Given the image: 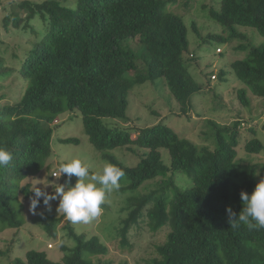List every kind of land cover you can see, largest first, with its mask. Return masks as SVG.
Listing matches in <instances>:
<instances>
[{"label": "trees", "instance_id": "trees-1", "mask_svg": "<svg viewBox=\"0 0 264 264\" xmlns=\"http://www.w3.org/2000/svg\"><path fill=\"white\" fill-rule=\"evenodd\" d=\"M172 1L21 0L15 2L18 10L3 7L0 30L12 38L24 34L29 46L14 50L15 67L6 66L0 52V74L8 78L20 74L28 81L20 100L0 105V148L13 155L9 165L0 167V232L20 230L25 224L21 197L29 199L34 193L31 184L22 183L51 168L56 117L80 112L92 146L104 161L124 171L118 191L130 195L122 209L125 216L114 227L122 246L130 248L129 236L145 227L153 232L166 228L170 229L166 241L147 264H264V228L243 223L231 227L227 213L231 207L239 215L241 192L251 195L264 180V164L239 158L241 122L223 126L208 121L207 136L215 146L211 150L181 138L165 121L140 130L136 139L131 130L103 121L129 123L131 91L159 80L177 100L181 116L192 111L191 97L200 87L190 72L196 63H187L196 56L186 57L188 27L183 16L167 10ZM209 18L229 35L203 37L193 25L200 41L240 39L242 44L235 50H248L245 59L234 61L230 70L220 71L216 78L227 82L233 73L244 84L237 94L246 108L251 106L249 92L264 100V44L253 46L238 32L248 28L264 37V0H219ZM134 43L137 51L131 47ZM139 69L145 72L139 74ZM205 72L211 84L215 74ZM248 130L251 137L242 150L248 158L261 155L264 144L254 128ZM60 142L77 145L80 140ZM132 145L143 153L137 165L128 166L114 152L124 148L136 152ZM161 150L168 151L169 164ZM160 174L170 175L168 185L140 194L139 189ZM180 174L189 177L190 186L179 184ZM43 220L48 221L47 236L57 239L62 219L46 215ZM63 232L71 245L61 246L60 263L50 260L46 252L30 251L26 261L17 259L14 264H108L96 262L109 254L100 235L83 233L71 221ZM11 251L10 247L0 249V258Z\"/></svg>", "mask_w": 264, "mask_h": 264}, {"label": "rangeland", "instance_id": "rangeland-1", "mask_svg": "<svg viewBox=\"0 0 264 264\" xmlns=\"http://www.w3.org/2000/svg\"><path fill=\"white\" fill-rule=\"evenodd\" d=\"M21 0H0V20L3 18V7L18 10L15 2ZM73 2L74 0H70ZM74 3V2H73ZM219 0H174L167 10L183 16V20L188 27L189 47L186 57L192 55L196 59H188V63L195 62L196 65L190 67V72L195 76L200 87L199 92L191 97L193 109L186 116H181L180 106L171 94L170 90L159 80L156 83H145L137 85L131 91L128 109V116L131 121L123 123L114 121L113 119H104V123L117 126L119 128L131 130L132 139H136L140 130L147 127H153L160 122L165 123L172 128L181 138H185L198 146H205L214 150L213 140L207 136L209 132L208 121H214L223 126H232L234 122H241L242 142L238 148L239 158L246 159L252 163L264 164V152L261 155L251 156L248 158L243 149L245 140L251 137L248 129L254 128L258 139L264 144V100L253 97L250 93L251 106L246 108L238 99L237 90L243 88L244 84L237 81L235 76L230 74L227 82H223L218 78L211 79V84L207 82L203 74L205 69L213 72L216 76L222 70H230L231 64L236 60L245 59L248 50L237 51L235 48L242 44L240 39L234 41L229 40H209L202 42L193 30L196 25L200 35L207 37L209 34L216 36L228 37L223 29L213 22L210 17V9L218 5ZM1 29V24H0ZM0 40L3 45L0 46L6 59V66L15 67L17 61L13 59V52L17 47L28 48L25 44L26 39L22 38L24 34L20 33V38H12L3 30H0ZM238 32L246 35L248 41L253 46H261L264 44V37H261L255 30L248 28H238ZM13 35V33H10ZM16 34V33H15ZM246 44V43H244ZM133 50L137 51L136 44H131ZM7 49V50H5ZM221 49L223 54H218ZM24 53V52H23ZM143 68V65L140 64ZM144 73L145 71L140 72ZM17 75V78L16 76ZM11 77H5L0 74V97L5 98L0 101V105H12L16 103L23 95L24 90L28 86V81L20 74ZM205 79V80H203ZM3 82V83H2ZM163 84V85H162ZM115 126V127H116ZM55 133L53 137L52 156L48 161L50 169L46 168L40 173L24 180L22 185L31 184V190L37 185L42 190L45 189L49 194L54 193L57 184H65L67 177L59 174V167L62 163L70 162L73 158H81L84 163L90 166V174H102V170L107 164L102 155L95 150L89 141V137L85 134L82 114L80 112L68 111L56 117L54 123ZM66 138H77L79 144H62L60 141ZM136 152H131L127 148L118 149L114 155L128 166H135L140 162V150L136 145H132ZM139 149V150H138ZM161 154L165 163H170L168 151L161 150ZM52 177V178H51ZM66 177V179H65ZM181 181L180 185H189V177L180 174L178 177ZM77 177H72V185L76 183ZM170 175L160 174L154 181L146 183L140 190V194L150 193L152 190L168 185ZM43 183V184H39ZM130 193L121 194L118 190H113L106 197V204L100 216L92 219L87 223H75L81 232L92 233L101 236L104 244L109 249V254L105 257L97 258L102 263L108 264H147V261L157 255V247L166 241V237L170 229L153 232L148 227L139 232H133L129 236L131 247L122 246L121 238L116 235V227L120 219L125 216L122 209L125 207L126 198ZM21 197L23 204V216L25 224L20 230L7 229L0 232V249L6 251L9 247L12 249L10 255L0 258V264H14L17 259L26 261V254L30 251L46 252L48 258L55 263H60L64 257L61 246L64 243L71 245V241L65 236L63 227L69 222L63 213H58V200L50 201L45 206L43 199L37 208L38 214L30 211L31 199ZM39 213H43L40 215ZM51 216L62 219L58 225L57 239L47 236L45 225L48 221H44L45 216ZM65 239V240H64ZM52 246V248H50Z\"/></svg>", "mask_w": 264, "mask_h": 264}, {"label": "clouds", "instance_id": "clouds-1", "mask_svg": "<svg viewBox=\"0 0 264 264\" xmlns=\"http://www.w3.org/2000/svg\"><path fill=\"white\" fill-rule=\"evenodd\" d=\"M221 52L222 50L218 53ZM213 77V80L217 79L216 75ZM12 159L13 155L10 151L0 148V167L9 165ZM59 175H66L67 180L63 185L57 184L53 194L46 191L47 186L42 190L37 187L38 184L35 185L31 191L34 197L31 199L30 211L38 214L37 208L41 203V198L45 206H48L52 200H58V213H63L66 219L73 223H87L101 215L103 211L101 206L106 202V197L113 190L120 188L119 182L124 176V171L117 165L107 163L102 174H90L88 164L84 163L81 158H73L70 162L60 165ZM73 176L78 178L74 185L71 183ZM240 195L243 209L239 215L231 207L227 209L231 227H237L243 223L250 227L264 228V180L257 184L251 195L243 191Z\"/></svg>", "mask_w": 264, "mask_h": 264}, {"label": "built area", "instance_id": "built-area-1", "mask_svg": "<svg viewBox=\"0 0 264 264\" xmlns=\"http://www.w3.org/2000/svg\"><path fill=\"white\" fill-rule=\"evenodd\" d=\"M221 50L220 49H218V52H220ZM215 77H213V79H214ZM54 175L57 177V176H59V174H57V172L56 173H54ZM63 176V175H62ZM61 177V176H60ZM50 248H52V246H50Z\"/></svg>", "mask_w": 264, "mask_h": 264}]
</instances>
